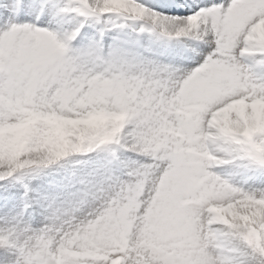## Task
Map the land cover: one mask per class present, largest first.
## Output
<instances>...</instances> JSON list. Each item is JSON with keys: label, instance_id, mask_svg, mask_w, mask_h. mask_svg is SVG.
Wrapping results in <instances>:
<instances>
[{"label": "snow or ice", "instance_id": "6c2138e0", "mask_svg": "<svg viewBox=\"0 0 264 264\" xmlns=\"http://www.w3.org/2000/svg\"><path fill=\"white\" fill-rule=\"evenodd\" d=\"M52 8L76 24L40 26L42 6L0 0V179L79 153L68 139L77 130L99 148L130 125L125 150L146 159L123 161L130 179L117 178L107 198L85 189L77 203L99 206L55 239L64 185L31 196L24 184L22 207L0 217V264H264V186L244 190L214 170L264 174V0H220L183 17L140 0H54ZM126 20L141 21L140 33L192 37L210 51L180 69L138 60L118 44L106 50L103 36ZM86 24L97 38L73 45ZM46 83L57 87L55 103L39 102ZM44 145L57 150L31 159ZM33 205L44 217L38 227L24 219Z\"/></svg>", "mask_w": 264, "mask_h": 264}, {"label": "rangeland", "instance_id": "374dc122", "mask_svg": "<svg viewBox=\"0 0 264 264\" xmlns=\"http://www.w3.org/2000/svg\"><path fill=\"white\" fill-rule=\"evenodd\" d=\"M26 3L33 5L34 10H39L42 6L44 9L40 20L37 21L40 26L55 29L57 27L71 29L77 22L71 14H66L62 18L53 16L52 4L54 0H25ZM64 0H59L63 3ZM149 8H154L156 11L167 13L169 16H187L185 11L194 12L199 7H204L208 4L219 3L220 0H140ZM183 5V6H181ZM183 7L181 9H177ZM175 10L177 13L173 12ZM184 13V14H183ZM121 23V21H117ZM141 21H123L124 27L119 30L108 31L103 36V44L107 50L108 45H119L120 48L129 56L135 57L138 60L151 61L156 64L170 65L180 69L194 68L210 51L209 44L192 38L181 37L171 40L157 39L145 33L138 32L139 28L135 25L141 24ZM97 38L96 27L85 25L77 38L73 41L75 46L87 45L92 39ZM127 160H145L146 158L132 152L126 153ZM71 159V158H66ZM218 173L224 175L231 183L241 187L244 190H252L264 186V174L253 175L251 172H246L235 165H222L214 169ZM60 165L50 166L42 172H28L20 180L16 179L14 174L12 177L0 179V217L14 214L13 211H18L22 207V197L24 194V184H27L32 192L31 196H36L45 193H51L58 189L54 187L57 183V178L62 173ZM29 213L31 216H29ZM25 220L31 219L34 227H38L44 217L41 215V210L33 205L28 213H25ZM4 221L0 219V226H3ZM3 253L0 252V257Z\"/></svg>", "mask_w": 264, "mask_h": 264}, {"label": "clouds", "instance_id": "9594fccd", "mask_svg": "<svg viewBox=\"0 0 264 264\" xmlns=\"http://www.w3.org/2000/svg\"><path fill=\"white\" fill-rule=\"evenodd\" d=\"M117 21L119 19H116L115 23ZM134 27L140 28V24ZM261 31L264 32V26L261 27ZM56 94V85L46 83L38 94V99L43 97V99H39V102L55 103L58 99ZM129 128L130 125L122 127L119 135L114 137L110 143L99 148L91 147L95 141L86 135L78 134V130L68 137L72 144L80 145V151L76 154H69L67 158L71 159L63 158L52 164V166L60 165L63 170L57 178V183L64 185L63 194L58 201V210L62 215L56 221V228L53 231L54 239L77 227L79 223L87 219L91 211L99 206L96 200H89L87 204L82 205L77 203L81 200L85 189L89 192H100L103 189L101 195L107 198L118 190L117 178L120 180L130 179L125 175L126 170L122 167L123 161L127 160L126 153L132 152L126 151L125 148L133 147V139L127 135ZM67 147L70 148L71 144ZM50 150L55 151L57 149L44 145L37 147L29 155L31 159L39 160ZM44 169L37 172H42ZM81 176L89 178L88 185L75 182V178Z\"/></svg>", "mask_w": 264, "mask_h": 264}, {"label": "bare ground", "instance_id": "6f19581e", "mask_svg": "<svg viewBox=\"0 0 264 264\" xmlns=\"http://www.w3.org/2000/svg\"><path fill=\"white\" fill-rule=\"evenodd\" d=\"M181 8H183V7H179V8H177V9H181ZM181 10H182V9H181ZM172 11L175 12V13H177L175 10H172ZM182 11H185L184 13L187 14V15H189L188 13L190 12V10L187 9V10H182ZM184 13H183V14H184ZM177 14H178V13H177ZM177 16H178V15H177Z\"/></svg>", "mask_w": 264, "mask_h": 264}]
</instances>
